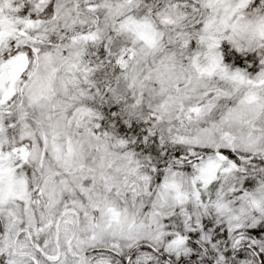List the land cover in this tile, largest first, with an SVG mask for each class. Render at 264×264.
<instances>
[{
  "label": "snow or ice",
  "instance_id": "1",
  "mask_svg": "<svg viewBox=\"0 0 264 264\" xmlns=\"http://www.w3.org/2000/svg\"><path fill=\"white\" fill-rule=\"evenodd\" d=\"M0 264H264V0H0Z\"/></svg>",
  "mask_w": 264,
  "mask_h": 264
}]
</instances>
